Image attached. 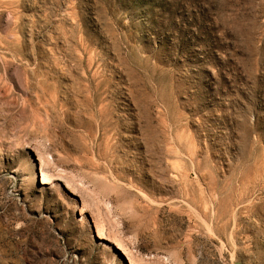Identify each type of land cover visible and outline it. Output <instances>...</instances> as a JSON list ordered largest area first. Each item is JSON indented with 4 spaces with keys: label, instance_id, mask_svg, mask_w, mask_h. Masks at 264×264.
<instances>
[{
    "label": "rangeland",
    "instance_id": "rangeland-1",
    "mask_svg": "<svg viewBox=\"0 0 264 264\" xmlns=\"http://www.w3.org/2000/svg\"><path fill=\"white\" fill-rule=\"evenodd\" d=\"M0 264H264V0H0Z\"/></svg>",
    "mask_w": 264,
    "mask_h": 264
},
{
    "label": "bare ground",
    "instance_id": "bare-ground-1",
    "mask_svg": "<svg viewBox=\"0 0 264 264\" xmlns=\"http://www.w3.org/2000/svg\"><path fill=\"white\" fill-rule=\"evenodd\" d=\"M44 166H45V165H44ZM173 169H177V167H175V166L173 165ZM41 179H42V181H41L42 184H44V185L48 184V180H49V178H48V176L45 175V173H43V171L41 172ZM117 248H118L120 251L122 250L119 246H117ZM122 251H123V250H122Z\"/></svg>",
    "mask_w": 264,
    "mask_h": 264
}]
</instances>
